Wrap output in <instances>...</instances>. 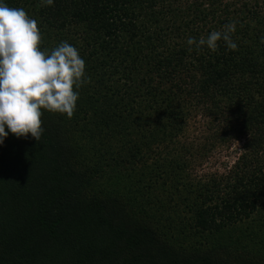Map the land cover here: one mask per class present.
<instances>
[{
    "label": "trees",
    "instance_id": "trees-1",
    "mask_svg": "<svg viewBox=\"0 0 264 264\" xmlns=\"http://www.w3.org/2000/svg\"><path fill=\"white\" fill-rule=\"evenodd\" d=\"M4 2L90 83L71 119L42 110L39 141L0 146V264H264V0ZM230 23L237 50H189ZM196 117L245 139L227 176H190Z\"/></svg>",
    "mask_w": 264,
    "mask_h": 264
},
{
    "label": "clouds",
    "instance_id": "clouds-1",
    "mask_svg": "<svg viewBox=\"0 0 264 264\" xmlns=\"http://www.w3.org/2000/svg\"><path fill=\"white\" fill-rule=\"evenodd\" d=\"M52 6L53 0H41ZM235 23L212 31L206 38H188L187 44L199 51H216L223 41L232 51L238 45L232 39ZM41 33L37 21L23 8L9 7L0 0V146L11 133L17 139L29 135L39 141L42 110L71 119L79 100V90L90 83L86 64L78 49L67 41L41 51ZM7 129V131H6Z\"/></svg>",
    "mask_w": 264,
    "mask_h": 264
},
{
    "label": "rangeland",
    "instance_id": "rangeland-1",
    "mask_svg": "<svg viewBox=\"0 0 264 264\" xmlns=\"http://www.w3.org/2000/svg\"><path fill=\"white\" fill-rule=\"evenodd\" d=\"M213 129L204 118H193L177 147L179 153H185L187 160L193 162L190 176L197 181L227 176L244 153L245 139L233 137L224 143L216 142ZM202 147L206 148L203 158Z\"/></svg>",
    "mask_w": 264,
    "mask_h": 264
}]
</instances>
